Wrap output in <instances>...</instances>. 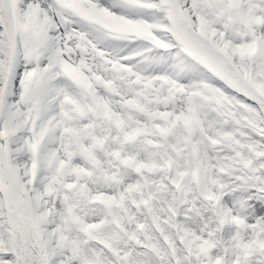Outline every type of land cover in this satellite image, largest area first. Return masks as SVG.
<instances>
[{
    "label": "snow or ice",
    "instance_id": "6c2138e0",
    "mask_svg": "<svg viewBox=\"0 0 264 264\" xmlns=\"http://www.w3.org/2000/svg\"><path fill=\"white\" fill-rule=\"evenodd\" d=\"M0 264H264V0H0Z\"/></svg>",
    "mask_w": 264,
    "mask_h": 264
}]
</instances>
